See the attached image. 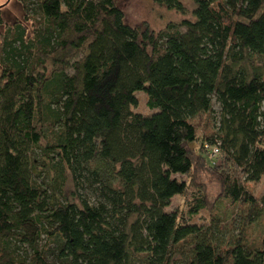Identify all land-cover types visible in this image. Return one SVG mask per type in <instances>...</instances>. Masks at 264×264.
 <instances>
[{
  "label": "trees",
  "instance_id": "obj_1",
  "mask_svg": "<svg viewBox=\"0 0 264 264\" xmlns=\"http://www.w3.org/2000/svg\"><path fill=\"white\" fill-rule=\"evenodd\" d=\"M193 1L192 19L158 30L128 22L119 0H37L42 46L23 25L6 27L0 264H264V192L249 186L264 180V0ZM139 92L153 113L133 108ZM215 102L219 131L202 148L220 142L222 197L247 204L250 223L262 216L258 243L222 244L167 210L192 188L178 176L199 158L193 118ZM67 170L83 178L69 193ZM206 205L193 186L187 213ZM22 244L29 260L16 256Z\"/></svg>",
  "mask_w": 264,
  "mask_h": 264
},
{
  "label": "rangeland",
  "instance_id": "obj_2",
  "mask_svg": "<svg viewBox=\"0 0 264 264\" xmlns=\"http://www.w3.org/2000/svg\"><path fill=\"white\" fill-rule=\"evenodd\" d=\"M119 1L125 10L128 22L136 25L140 29L149 27L154 30L164 28L170 21H181L184 18L192 19V11L195 5L193 0H183L186 6V11L183 12L155 3L154 0ZM38 10L37 0H0V19L2 21L0 22V46L3 48L6 27H15L16 24H21L26 29V40L33 41L35 40L34 38H37L38 42L35 43V45L42 46L45 41L44 36L47 35V30L44 22L41 21V14L38 13ZM38 20H40V22H38ZM16 44L21 48V43L17 42ZM8 48L3 51L5 54ZM22 52H24L22 55L24 58L27 54L31 55L29 49ZM46 64H50V60H47ZM133 108L144 114L154 112L147 104V94L145 92L138 93V105ZM219 120L220 106L216 102L214 103L213 111L200 113L193 118L198 129V137L197 141L194 143V147L198 150L199 158L197 160L195 159V167L188 176H178L179 179L190 183L192 188H189L187 194L184 196L177 195L173 197L167 210H179L180 214L183 213V215H186L187 220L191 223H198L205 227H211V233L214 234L216 236L215 239L217 241L219 240L222 244L229 243L243 235L248 236L249 243H258L262 236V216L258 215L254 217L253 221L250 223L248 216L249 206L247 204L238 202L233 205L228 198L222 197V183L218 170L222 171L223 169L218 167H220L224 161L223 154H221L219 158V155L214 157L215 165L212 163L213 158H210L208 155V148L206 146L202 148L203 142L209 139L208 137L212 135L217 136L219 131ZM42 157V153L38 150V158L42 159ZM216 158H218V160ZM51 160L53 161V159ZM209 164H213V166L210 167L208 166ZM75 179L83 178L78 174H76V176L73 175L70 170L64 173L62 188L65 192L69 193L75 188ZM40 181L43 182L42 179H40ZM193 186H200L204 190L207 205L205 208L198 211V213L190 215L187 213V201L193 193ZM249 186L256 197H260L264 192V180L258 183H249ZM80 189L82 194L86 195L87 190L84 188ZM47 240L48 238L43 235L40 244H48ZM11 253L13 254L12 251ZM16 253L18 254L16 256H26L29 260L31 249L27 244H22L21 247L16 250ZM182 256L181 253H178L175 258H181ZM13 264H18V261L16 260Z\"/></svg>",
  "mask_w": 264,
  "mask_h": 264
},
{
  "label": "built area",
  "instance_id": "obj_3",
  "mask_svg": "<svg viewBox=\"0 0 264 264\" xmlns=\"http://www.w3.org/2000/svg\"><path fill=\"white\" fill-rule=\"evenodd\" d=\"M205 146L208 148L211 158L220 155V142L213 145H209L208 143H206Z\"/></svg>",
  "mask_w": 264,
  "mask_h": 264
}]
</instances>
